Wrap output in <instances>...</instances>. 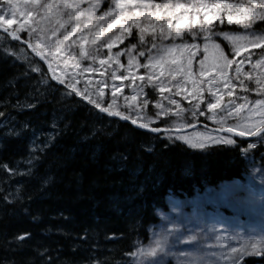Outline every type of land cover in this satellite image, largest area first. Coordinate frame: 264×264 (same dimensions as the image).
Instances as JSON below:
<instances>
[{
  "label": "trees",
  "instance_id": "16d2710c",
  "mask_svg": "<svg viewBox=\"0 0 264 264\" xmlns=\"http://www.w3.org/2000/svg\"><path fill=\"white\" fill-rule=\"evenodd\" d=\"M249 23L264 33V20ZM237 29L224 20L214 22L213 33ZM130 34L125 43L137 54L141 34L135 27ZM20 37L29 42L26 33ZM212 40L230 56L222 38ZM25 50L0 32V264H129L158 223L157 210L167 211V196L189 197L204 186L219 195L244 179L250 160L264 162V135L253 148L235 137L193 149L112 119L84 102L81 91L57 85ZM250 52L257 59L264 49ZM236 83L251 99L264 97L254 79L241 74ZM154 94L146 89L150 102ZM167 124L160 118L154 126ZM239 264H264V254Z\"/></svg>",
  "mask_w": 264,
  "mask_h": 264
},
{
  "label": "rangeland",
  "instance_id": "374dc122",
  "mask_svg": "<svg viewBox=\"0 0 264 264\" xmlns=\"http://www.w3.org/2000/svg\"><path fill=\"white\" fill-rule=\"evenodd\" d=\"M17 2L24 4V0ZM93 2L99 4L98 10L101 12L99 14L96 12V16L102 15L111 7V0H93ZM153 2L164 3L165 0H153ZM180 2L186 3L187 0ZM227 2L246 4V0H227ZM87 7V3L81 4V8ZM0 12L4 13L6 20L11 18L4 0L0 4ZM224 20L227 22L226 17ZM21 23L23 18L18 16L15 23L2 27L11 34L15 32L17 36L26 33L32 44L29 52L36 57L37 47L34 45L38 44V37L36 33L29 35V26L33 25V21L23 29L20 28ZM244 23L249 21H243L239 25L233 23L238 27L234 32L220 31V33H227L229 36H264V33H255L250 28L245 29ZM101 26H103L102 22ZM71 28L72 25L66 26V29H62L56 37L46 35L43 38L44 42L38 45L42 49L40 55L47 57L51 77L67 83L75 92L81 91L84 97L97 107H103L111 113H121L127 119L142 125L154 124L156 119H166L169 123L164 129L170 133L165 134L188 147L229 144L228 141L234 142V140L230 135L204 129H194L184 133L182 130L191 124L186 121L191 120L195 123L204 118L221 129L229 126L239 132L240 122L248 115L247 108L252 107L256 100L264 99L259 95L260 98L253 100L251 96L237 90L236 65H233L227 73L226 78L231 81L230 86L223 84L224 77L216 69H213V75L221 83L209 84V81H213V76L205 79L200 75L199 61L205 55L208 56L205 70L212 64L218 63L211 48L209 52H203L204 34L193 41L187 30L181 33L184 43L191 45L195 42L200 46L199 50L175 48L174 44L181 43L180 38L162 41L158 36L156 37L159 33L146 32L143 34V39L138 35L141 51L135 54L125 43L131 36V30L121 33L119 26L107 31L95 45L91 44L89 37V43L85 46V51L89 53L87 58L81 54V49L78 47H68L72 40L79 38V33L66 41L58 53L55 48L45 46L63 39L64 32H70ZM135 29L136 32L139 31L138 28ZM209 35L210 39L207 43L209 45L216 43L212 40L214 35ZM217 37L222 38L229 46V58H233L230 41L223 35ZM149 41L151 49H149ZM108 43L113 44L111 50L107 47ZM153 43L156 44L155 48L152 47ZM168 49L172 51L169 52ZM253 49L259 48H250L235 59L237 61L244 59ZM191 51H196L197 54L192 58L189 76L187 60ZM141 52L144 55H140ZM118 53H121L119 60L116 59ZM23 56L25 57V53ZM173 58L179 63L173 62ZM251 59L257 60L252 57ZM100 60L107 62L101 65ZM249 66L250 63L246 61L242 65L243 72ZM140 76L144 79H138ZM194 81L197 83L194 84ZM114 87L115 96H113ZM194 87L196 91H193ZM147 88L155 92V102H150L151 99L146 97ZM229 92L232 94L229 95ZM212 93L223 97L220 107L214 112L208 111L207 108L210 102L215 103V96ZM245 96L253 103L241 109L238 106L244 105ZM197 104L199 108L195 107ZM194 111L195 115H193ZM197 137L202 140V144H196ZM194 144L196 146H193ZM252 144L256 146L257 141L249 143ZM203 189L204 191L196 192L188 200L177 197L168 200L169 208L166 212L159 213L160 220L148 230V243L139 242L135 245L133 258L129 264H233V259L243 256L234 253L233 249H242L251 244L264 245V162L262 160L256 162L250 160L244 179L224 185L219 195H211L210 187L204 186ZM153 249H157L154 255H146ZM142 251L145 255H139Z\"/></svg>",
  "mask_w": 264,
  "mask_h": 264
},
{
  "label": "snow or ice",
  "instance_id": "6c2138e0",
  "mask_svg": "<svg viewBox=\"0 0 264 264\" xmlns=\"http://www.w3.org/2000/svg\"><path fill=\"white\" fill-rule=\"evenodd\" d=\"M7 5V12L11 14L10 19H5L3 12H0V27L4 25H12L16 22L17 17L23 18V23L20 24V28L23 29L25 25H29L30 21H33V25L29 26V35L36 33L38 37L37 54L42 53V49L39 48V43L44 42L46 35L56 37L59 35L62 29H66V26L72 25L71 31H65L63 39L56 40L53 44H46V47H52L56 49L58 53L61 46L66 41L71 40L73 36L79 33V38L72 40L69 48L78 47L81 49V54L87 58L88 52L85 51V46L89 43V37H91V44L95 45L107 31H110L117 26L120 27L121 33L130 32L132 27L138 28L143 39V34L151 32L153 34L159 33L161 40H169L180 38L181 43L174 44L175 48L180 49H197L200 46L193 42L191 45L184 43L181 35L183 30H187L191 34L193 41L198 36L204 34V46L203 52H209L211 48L215 54L218 63H214L205 70V62L208 60V56L205 55L200 59V75L205 79L208 76H213V81H209V84L216 82L221 83L213 75V69H216L224 79L223 84L230 86L231 81L228 80L227 73L233 65H236L235 73L239 77L241 74L245 78L254 79L257 85L255 91L258 95L264 96V54L259 59L253 61L252 55L255 53H249L244 59L237 61L235 57L241 56L245 51L250 48L264 49V36H229L227 33L215 32L213 33L214 22L218 21L221 24L224 23L226 17L227 23L232 25L233 23L241 24L243 21H252L254 19L264 20V0H246V4H231L227 0H187L186 3L180 2V0H165L164 3H154L153 0H111V7L106 10L102 15L96 16L99 4L94 3L93 0H24V4L21 5L17 0H4ZM82 3H87L88 7L81 8ZM35 17V19H34ZM101 22L103 26H101ZM147 25V26H145ZM243 27L248 29L251 27V23H244ZM91 30V31H86ZM7 31V29H5ZM223 35L226 40H229L232 46V57L229 58L221 47L220 44L214 43L209 45L207 41L210 39V35ZM16 38L15 32L12 33ZM154 35V39H155ZM109 50L113 47L112 43H108ZM152 47L155 48L156 44L153 43ZM169 52L172 49H168ZM196 51L189 53L187 60L188 75L191 74L192 58L196 56ZM121 53H118L116 59L119 60ZM140 55H144L143 52ZM47 59V57H44ZM71 58V57H70ZM249 62L252 68L251 72H243L242 65L245 62ZM107 61L100 60V64L103 65ZM131 62V60H130ZM173 62L179 63L178 60L173 58ZM148 65H145L147 67ZM260 68L259 74L256 73V69ZM38 71V69H33ZM163 74V73H161ZM138 79L143 80L144 77L140 76ZM175 79V77H173ZM63 83V81H61ZM196 84L197 82H193ZM244 91H248L244 87L243 80L240 81ZM197 89L194 87L193 91ZM192 95V93H188ZM215 96V103H209L207 105L208 111L214 112L220 107L223 97L212 93ZM229 95L232 93L229 92ZM116 95V89L113 88V96ZM135 99V97H133ZM244 105L238 106L243 109L248 104L253 103L245 96ZM91 102V101H90ZM199 108V104L195 106ZM231 111V109H229ZM248 115L240 122L239 135L243 136L247 132L251 136H257L264 132V99L256 100L252 107L247 108ZM119 115V113H116ZM195 111L193 115H195ZM202 114V113H201ZM258 117V118H256ZM127 119V117H125ZM135 123V121H133ZM226 131L231 132V128H227ZM264 139V137H262ZM229 144L233 141H228ZM196 144H202V140L197 137ZM193 146H196L195 144ZM250 147H255L254 144ZM31 163V161H29ZM23 239V237H21ZM157 249H153L146 255H154ZM234 253H240L241 255H255L260 256L264 254V245H247L242 249H233ZM139 255H145L143 251ZM233 264H239V256L233 259Z\"/></svg>",
  "mask_w": 264,
  "mask_h": 264
},
{
  "label": "water",
  "instance_id": "95a60500",
  "mask_svg": "<svg viewBox=\"0 0 264 264\" xmlns=\"http://www.w3.org/2000/svg\"><path fill=\"white\" fill-rule=\"evenodd\" d=\"M38 58L40 59V61H41L42 63H46V61L44 60V58H43L42 56H39ZM115 118H117V119H121V118H119V117H115ZM128 123H129L130 125H132L134 128H136V129H138V130H141V131H143V132H148V133H152V134H159V133L161 132V130H160V129H157V128H145V127H141V126H139L138 124L133 123V122H131V121H128ZM211 130H212V128H211ZM220 132L223 133V134H231V133H232V132H229V131H226V130H221ZM262 133H264V132H262ZM260 134H261V133H260Z\"/></svg>",
  "mask_w": 264,
  "mask_h": 264
},
{
  "label": "bare ground",
  "instance_id": "6f19581e",
  "mask_svg": "<svg viewBox=\"0 0 264 264\" xmlns=\"http://www.w3.org/2000/svg\"><path fill=\"white\" fill-rule=\"evenodd\" d=\"M42 65L45 66L47 69L49 68V65H48L47 63H43ZM48 74H50V73H48ZM50 77H51V75H50ZM51 79H54V78L51 77ZM55 80H56V79H55ZM56 81H58V80H56ZM58 82H60V81H58ZM59 86H62V85H59ZM120 114H121V113H120ZM121 116H122V117H125V116H123V115H121ZM233 139H234V138H233ZM233 143H234V142H233ZM196 192H199V190L195 191V192H194L191 196H189V197H187V196L181 197V196H177V195H174V194H170L169 196H167L166 203L168 204V200H170L171 197H177V198H181V199H183V200H188V199L192 198L193 195H194ZM168 207H169V206H168ZM162 212H164V210H161V209L157 210V217H158L159 220H160L159 213H162ZM153 225H154V224H153ZM153 225H151V226H153Z\"/></svg>",
  "mask_w": 264,
  "mask_h": 264
}]
</instances>
